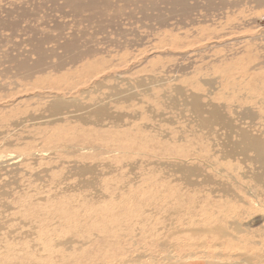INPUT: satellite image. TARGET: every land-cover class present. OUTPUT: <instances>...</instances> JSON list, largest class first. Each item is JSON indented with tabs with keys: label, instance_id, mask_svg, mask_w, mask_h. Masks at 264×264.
<instances>
[{
	"label": "rangeland",
	"instance_id": "rangeland-1",
	"mask_svg": "<svg viewBox=\"0 0 264 264\" xmlns=\"http://www.w3.org/2000/svg\"><path fill=\"white\" fill-rule=\"evenodd\" d=\"M219 226L264 250V0H0V264H205L173 249Z\"/></svg>",
	"mask_w": 264,
	"mask_h": 264
},
{
	"label": "bare ground",
	"instance_id": "bare-ground-1",
	"mask_svg": "<svg viewBox=\"0 0 264 264\" xmlns=\"http://www.w3.org/2000/svg\"><path fill=\"white\" fill-rule=\"evenodd\" d=\"M209 206L211 207L210 203ZM209 206L203 209L204 214L202 220H193L194 216L191 214L188 215L190 223H192V225H197L198 223L213 224L217 222L218 225H222L227 220L226 216L222 213H233V210L236 208L231 202L220 204L217 201L216 207H219V216L213 217V214L209 211ZM239 212L244 213L242 210ZM219 229H221V232L218 231L215 234L211 232L209 228H204V230L199 228L190 229L186 231V233L191 234L194 238L198 237V240H188V238H186L183 239L181 243L178 241L173 251L178 253L181 262H183V260H192V258H196L200 254L199 251H201V256L198 258L202 257L205 264H264V250L262 245L256 247L251 240L241 241L235 239V237L231 235H229L231 239L223 240L224 236H226V230L223 231L220 226ZM212 233L213 235H211ZM184 240H186V242ZM179 252L183 253L179 254ZM171 259L173 258L169 256L168 260L170 261Z\"/></svg>",
	"mask_w": 264,
	"mask_h": 264
}]
</instances>
